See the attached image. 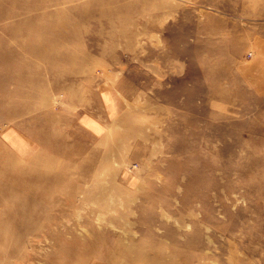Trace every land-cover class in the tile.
I'll use <instances>...</instances> for the list:
<instances>
[{
    "label": "rangeland",
    "instance_id": "rangeland-1",
    "mask_svg": "<svg viewBox=\"0 0 264 264\" xmlns=\"http://www.w3.org/2000/svg\"><path fill=\"white\" fill-rule=\"evenodd\" d=\"M263 48L264 0H0V264H264Z\"/></svg>",
    "mask_w": 264,
    "mask_h": 264
},
{
    "label": "crops",
    "instance_id": "crops-1",
    "mask_svg": "<svg viewBox=\"0 0 264 264\" xmlns=\"http://www.w3.org/2000/svg\"><path fill=\"white\" fill-rule=\"evenodd\" d=\"M261 57L257 61L253 62V74L252 77H248L250 81V86L253 88L255 97L264 99V67L262 68V63L264 62V48L263 52L260 54ZM258 68V70H257Z\"/></svg>",
    "mask_w": 264,
    "mask_h": 264
},
{
    "label": "bare ground",
    "instance_id": "bare-ground-1",
    "mask_svg": "<svg viewBox=\"0 0 264 264\" xmlns=\"http://www.w3.org/2000/svg\"><path fill=\"white\" fill-rule=\"evenodd\" d=\"M59 1H61V0H53V2H55V3H57L58 4V2ZM102 14H103V12H102ZM36 52H39L37 49H36V51H34L33 53L34 54H36ZM143 121V120H142ZM55 178V177H54ZM145 253V252H144ZM7 254H9V252H7ZM143 255V254H142ZM153 256V255H152ZM145 258V257H144ZM172 258V257H171ZM231 262V261H230ZM153 263V262H152Z\"/></svg>",
    "mask_w": 264,
    "mask_h": 264
}]
</instances>
